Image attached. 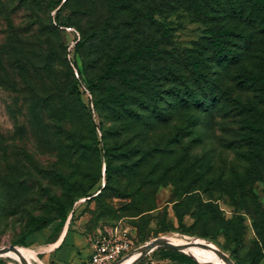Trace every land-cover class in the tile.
<instances>
[{
  "label": "rangeland",
  "instance_id": "1",
  "mask_svg": "<svg viewBox=\"0 0 264 264\" xmlns=\"http://www.w3.org/2000/svg\"><path fill=\"white\" fill-rule=\"evenodd\" d=\"M113 5L0 0V247L29 249L46 264L38 245L20 243L42 224H62L60 230L85 239L89 248L91 239L117 229L126 232L130 251L169 236L210 243L235 264H264V30L232 16L227 6L215 5L209 22L180 1H144L142 13L158 9L152 16L170 27L172 44L156 38L183 56L199 51L210 58L201 39L213 23L248 36L247 43L232 38L242 52L238 63L209 64L214 99L209 84L182 65L178 75L154 80L159 101L146 130L119 119L103 101L98 77L112 53V27L131 32V13L112 12ZM246 74L259 75L261 84L247 82ZM110 84L120 87L117 80L104 82ZM190 93L199 108L184 102ZM100 127L111 144L127 139L152 146V157L134 170L124 164H138V156L115 161L122 169L106 184ZM96 141L99 155L89 146ZM163 248L169 247H157L136 264H184L165 257ZM178 252L195 262L187 264H201ZM0 264L19 263L0 255Z\"/></svg>",
  "mask_w": 264,
  "mask_h": 264
},
{
  "label": "trees",
  "instance_id": "2",
  "mask_svg": "<svg viewBox=\"0 0 264 264\" xmlns=\"http://www.w3.org/2000/svg\"><path fill=\"white\" fill-rule=\"evenodd\" d=\"M146 0H114L112 12H130L131 21L128 22V29L130 33L125 35L117 26L112 27L115 32V42L111 46L112 53L108 57L105 70L99 76V83L103 88V101L108 108L119 119L124 117L146 125L148 129L152 128V111L158 106V95L152 90V82L160 78H168L169 76L178 75V65L187 68L189 75L197 78L200 82L204 81L209 84V91L211 98H215L216 81L210 77V70L208 68L211 62L217 66H228L236 64L241 60L242 52L233 48L235 46L232 41L233 37H240L244 42H248V36L244 32H236L234 29L218 27L213 23L211 27H207L205 36L201 39L205 41L203 48L211 53L209 57H201V53H188L183 56L177 51V48L171 47L165 49L160 39L165 40L167 45H171L170 27L155 18L152 13L158 10L156 7L149 8V13L141 11V4ZM184 4L186 11L194 10L201 21L213 20L212 13L216 6H227V11L234 17L241 20L249 21L257 25L261 30H264V0H174ZM116 8V9H115ZM206 18V19H205ZM60 26V24H57ZM149 27V28H148ZM151 28V29H150ZM161 37L156 38L155 35ZM85 39L77 41L76 45L82 44ZM233 46H232V45ZM210 48V50H209ZM186 51V50H184ZM208 58V59H207ZM246 81L251 84L259 86L261 84V77L255 75H245ZM117 80L120 87L108 85L105 87L104 82ZM78 98V95H77ZM186 105L199 108L200 101L197 97L190 93L188 98H185ZM95 105V104H94ZM260 115L264 117V111H259ZM165 114L157 113L156 118H163ZM102 153L105 160V181L106 184L111 182L116 170H121L122 165L115 164V161H130L132 158L138 156L137 162H130L124 167L129 170H134L152 157V146L143 148L140 143L131 144L129 140L115 141L114 144L109 143V131L100 127ZM248 138L253 139L248 135ZM260 143L258 139H253ZM98 142H95V152L99 155L100 150L97 147ZM140 162V165H139ZM198 214H204L203 210H199ZM66 213H63L59 220L64 223L66 220ZM48 224H42L33 230L28 231L22 239L21 245L29 246L27 237L32 233L40 231ZM61 225L53 227V240L60 232ZM166 251V256L172 261L178 263H195L192 258L183 255L182 253L171 249L163 248Z\"/></svg>",
  "mask_w": 264,
  "mask_h": 264
},
{
  "label": "crops",
  "instance_id": "3",
  "mask_svg": "<svg viewBox=\"0 0 264 264\" xmlns=\"http://www.w3.org/2000/svg\"><path fill=\"white\" fill-rule=\"evenodd\" d=\"M53 228L49 226L32 233L27 237L30 246L38 245L46 264H83L90 252L87 241L76 236L68 235L67 231L60 230L52 240ZM54 245L53 247H48Z\"/></svg>",
  "mask_w": 264,
  "mask_h": 264
},
{
  "label": "built area",
  "instance_id": "4",
  "mask_svg": "<svg viewBox=\"0 0 264 264\" xmlns=\"http://www.w3.org/2000/svg\"><path fill=\"white\" fill-rule=\"evenodd\" d=\"M131 241L126 232L117 229L90 240V252L83 264H116L131 251Z\"/></svg>",
  "mask_w": 264,
  "mask_h": 264
},
{
  "label": "water",
  "instance_id": "5",
  "mask_svg": "<svg viewBox=\"0 0 264 264\" xmlns=\"http://www.w3.org/2000/svg\"><path fill=\"white\" fill-rule=\"evenodd\" d=\"M192 244L194 246H198V247L205 248V249H208V250L212 251V253H214L216 258L218 260H220L221 262H223L224 264H235L228 256L224 255L223 253L218 251L216 248L212 247L210 245V243L194 242L193 241ZM159 246L169 247V248H172L174 250L181 251V252H184V253H186L185 249L187 248V247H184V248L178 247V246L174 245L172 242H170L167 239V237L160 236V237H157V238H155V239H153L151 241L146 242L145 244L139 246L137 249H134L130 253H128L127 256L132 255V254H136L134 260L131 261V263H129V264H136L142 257L146 256L148 253H150L151 251H153L154 249H156ZM7 252H13V253L17 254L16 246L9 245V246L0 247V255H4ZM192 257L195 260H197L194 256H192Z\"/></svg>",
  "mask_w": 264,
  "mask_h": 264
},
{
  "label": "bare ground",
  "instance_id": "6",
  "mask_svg": "<svg viewBox=\"0 0 264 264\" xmlns=\"http://www.w3.org/2000/svg\"><path fill=\"white\" fill-rule=\"evenodd\" d=\"M167 239L172 242L174 245L178 247H187L185 249V252L189 255L194 256L197 261H199L201 264H222L214 259L208 258L204 253L200 252L197 247L193 246L189 242L182 240L180 238H172V237H167ZM16 253L13 252H7L4 255H8L15 259L19 264H33L34 261L37 262V264H44L39 258L35 255L34 252H32L29 249H23L21 247H16ZM136 254L129 255L125 257L122 261L116 263V264H129L131 261L134 260Z\"/></svg>",
  "mask_w": 264,
  "mask_h": 264
}]
</instances>
